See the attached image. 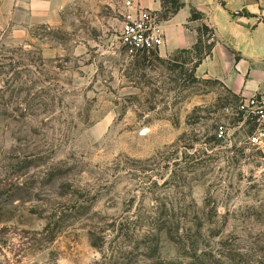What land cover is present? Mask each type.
<instances>
[{"label":"rangeland","instance_id":"1","mask_svg":"<svg viewBox=\"0 0 264 264\" xmlns=\"http://www.w3.org/2000/svg\"><path fill=\"white\" fill-rule=\"evenodd\" d=\"M124 1L0 0V264H264L254 120Z\"/></svg>","mask_w":264,"mask_h":264},{"label":"crops","instance_id":"2","mask_svg":"<svg viewBox=\"0 0 264 264\" xmlns=\"http://www.w3.org/2000/svg\"><path fill=\"white\" fill-rule=\"evenodd\" d=\"M144 8L162 11L161 0H137ZM181 9L161 28L166 42L160 53L191 50L206 25L214 46L196 66L201 77L220 81L248 99L264 98V0H180ZM193 11L201 15L194 19Z\"/></svg>","mask_w":264,"mask_h":264},{"label":"built area","instance_id":"3","mask_svg":"<svg viewBox=\"0 0 264 264\" xmlns=\"http://www.w3.org/2000/svg\"><path fill=\"white\" fill-rule=\"evenodd\" d=\"M122 15L119 40L128 54L136 56L158 52L165 45L166 38L159 13L144 8L137 0H125ZM241 101V108L255 122V128L248 136V143L255 148L264 149V98L253 96ZM224 133L225 129L221 126L220 134Z\"/></svg>","mask_w":264,"mask_h":264},{"label":"trees","instance_id":"4","mask_svg":"<svg viewBox=\"0 0 264 264\" xmlns=\"http://www.w3.org/2000/svg\"><path fill=\"white\" fill-rule=\"evenodd\" d=\"M162 2V11L159 12V16L162 21L168 20L171 18L175 13H177L181 7L183 6L180 0H161ZM193 18L198 19L201 18V15L193 11ZM211 29H209L208 26L204 25L200 30V36L199 41L197 44L193 47L191 50H183L186 52H197L200 56L198 58V61L196 62V66L198 63L206 56L209 55L212 51V48L214 46V41L207 44H204V36L206 32H210ZM212 32V31H211Z\"/></svg>","mask_w":264,"mask_h":264}]
</instances>
